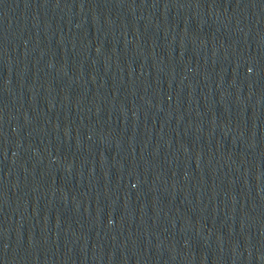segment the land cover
<instances>
[{"label":"water","instance_id":"obj_1","mask_svg":"<svg viewBox=\"0 0 264 264\" xmlns=\"http://www.w3.org/2000/svg\"><path fill=\"white\" fill-rule=\"evenodd\" d=\"M0 264H264V0H0Z\"/></svg>","mask_w":264,"mask_h":264}]
</instances>
